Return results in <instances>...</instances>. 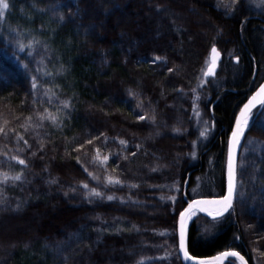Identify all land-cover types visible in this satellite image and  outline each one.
<instances>
[{
    "label": "trees",
    "instance_id": "obj_1",
    "mask_svg": "<svg viewBox=\"0 0 264 264\" xmlns=\"http://www.w3.org/2000/svg\"><path fill=\"white\" fill-rule=\"evenodd\" d=\"M4 2L0 264H182L180 213L225 194L233 123L264 82L259 0ZM196 31L206 34L192 47ZM212 47L222 56L214 76L205 75ZM258 110L243 138L233 209L189 226L195 258L238 251L264 264ZM97 154L111 156L106 168Z\"/></svg>",
    "mask_w": 264,
    "mask_h": 264
},
{
    "label": "snow or ice",
    "instance_id": "obj_2",
    "mask_svg": "<svg viewBox=\"0 0 264 264\" xmlns=\"http://www.w3.org/2000/svg\"><path fill=\"white\" fill-rule=\"evenodd\" d=\"M235 2V0H233ZM260 5H264V0H259ZM259 6V5H258ZM9 5L8 3L4 2V0H0V16H3V9H8ZM61 20H63V16L60 17ZM25 45L20 44L19 48L21 51H23ZM30 47V45H29ZM212 53L214 54L213 64L211 68L208 70V72L205 73V75H214V69H215V56H218L219 53L217 52V49L215 47L212 48ZM156 59H161L160 57H156ZM25 68H27V65H24ZM169 71H172V69H169ZM32 87L35 88V78L33 77V84ZM264 94V87H261L260 92L257 93L256 96H253L252 99L249 101L248 104L244 106V109L240 112V118L236 120V130L232 133V144L229 150V161H228V189H227V195L223 196L222 198L218 200H203V201H193L192 204H189L188 208L180 213V219H179V230H180V249L183 251V255L185 259L192 260L194 257L189 256V253L187 251V248L185 246V225L186 220L189 216H191L195 211L199 210L202 212H206L208 216L212 217L213 220H216L218 217H221L224 215L225 212H228L230 209H233V202L236 196V188H237V155L236 150L239 145L240 139L244 136V133L246 129L249 127V118L252 115L251 109L256 103L257 96ZM262 104H264V101H261ZM64 107L69 106V102L67 100L63 101ZM257 121L260 122L262 126H264V108L257 111L255 114ZM140 119H144L143 116L139 117ZM155 118L153 117V122ZM201 136L204 135L203 132L200 133ZM27 143V141H25ZM88 143H91V141H88ZM121 144H124V141H120ZM18 163L20 165H25L26 162L23 159H18ZM22 173H17L16 175L10 177L13 181H20L22 178ZM9 177L5 173L4 174V180H8ZM55 181H52L54 183ZM84 188H87L88 185L84 184ZM90 194L95 196H100L101 194L97 192L95 189H92ZM108 200H112V196L107 197ZM226 257H232L235 258L239 262V264H247V261L245 260V257L240 254L238 251H226L220 253V255L214 260L220 261L223 260ZM199 264H207L205 261H200ZM230 264H233L232 261H230Z\"/></svg>",
    "mask_w": 264,
    "mask_h": 264
},
{
    "label": "water",
    "instance_id": "obj_3",
    "mask_svg": "<svg viewBox=\"0 0 264 264\" xmlns=\"http://www.w3.org/2000/svg\"><path fill=\"white\" fill-rule=\"evenodd\" d=\"M216 49H217V48H216ZM217 52H218V50H217ZM218 53H219V52H218ZM210 58H211V66H212V64H213V59H214V54H213V53H211ZM220 59H221V55H220V53H219L218 56H215V65H216V66H215V69H214V73H215L216 70H217V67H218V64H219ZM210 68H211V67H210ZM210 68H209V69H210ZM261 87H264V82H263V83H262V84H261V85H260V86H259V87H258V88H257L252 94H251V96H250V97L246 100V102L242 105V107L240 108L238 114L236 115L235 121H234V123H233L232 130H231V135H230V139H229L228 152H227V163H226V183H227V184H226V191H225L224 196L227 195V189H228V161H229V150H230V147H231V144H232V133L236 130V120H237L238 118H240V112H241L242 109H244V106H245L246 104L249 103V101L252 99L253 96H256L257 93L260 92ZM261 101H264V94H261V95L257 96L256 103L254 104V106H253L252 109H251V113H252V115H253L254 111H255L258 107H260V109H262V108L264 107V104H262ZM252 115L250 116L249 121L251 120ZM244 134H245V133H244ZM242 140H243V137L241 138V140H240V142H239V145H238V147H237V150H236V155H237V160H238V162H239V157H240V153H241ZM190 177H191V174L188 175L187 181H186V183H185V193L187 192L188 187H189ZM237 182H238V164H237ZM236 193H237V188H236ZM235 197H236V196H235ZM220 198H222V197H219V198H198V199H194V200L188 202V204L186 205V207L183 209L182 212H184V211L188 208L189 204H192L193 201L218 200V199H220ZM234 201H235V199H234ZM233 205H234V202H233ZM230 210H231V209H230ZM230 210H229L228 212H225L223 216L218 217L217 219H221V218L225 217V216L230 212ZM197 214L202 215V216H204V217H207V218L213 220V218L210 217V216H208V214H207L206 212H202V211H199V210L195 211L191 216L194 215V218H195V217L197 216ZM191 216H189V217L187 218V220H186V225H185V246H186V248H187V251H188V243H187L188 229H189V226H190V224H191V222H192V220H193L194 218H193L190 222H188V223H187V221L189 220V218H190ZM179 219H180V216H179ZM179 219H178V221H177V240H178V253H179V258H180V261H181L182 264H199L200 261H205V262H207V264H229L230 260H235V258H232V257H226V258H224L223 260H220V261H216V260H214V258L218 257L220 254L217 255V256H215V257H211V258H203V259H201V258H195V257H194V259H192V260L185 259V258H184V255H183V251L180 249ZM188 253H189V251H188ZM240 254H241V253H240ZM241 255H242V254H241ZM189 256H191L190 253H189ZM242 256H243V255H242ZM191 257H193V256H191ZM245 260L247 261L246 258H245ZM236 261H237V260H236ZM237 262H238V261H237ZM238 263H239V262H238ZM247 264H249L248 261H247Z\"/></svg>",
    "mask_w": 264,
    "mask_h": 264
},
{
    "label": "rangeland",
    "instance_id": "obj_4",
    "mask_svg": "<svg viewBox=\"0 0 264 264\" xmlns=\"http://www.w3.org/2000/svg\"><path fill=\"white\" fill-rule=\"evenodd\" d=\"M257 3V5H258V2H255V4ZM261 7H263L264 8V5H261ZM198 24H201V23H203L202 22V20H197L196 21ZM193 34V38L191 37V36H189L190 38H189V42H191L192 44H191V46L192 47H194L195 45H197V41H199V44H201V37L202 36H204L206 33H204V34H202V33H200V32H195V33H192ZM200 36V37H199ZM192 39H193V42H192ZM213 48V47H212ZM212 48H211V50H212ZM194 52V54L195 53H197L196 52V50H194L193 51ZM210 56H211V51H210ZM194 57V56H193ZM210 65H211V61H210V59L208 60V69H209V67H210ZM206 127V126H205ZM202 138H204V135L203 136H201ZM119 144L123 147V148H127L128 147V143H124V144H121L120 143V141H119ZM111 158V156L110 155H107V154H97V156H96V160H95V162H96V164L98 165V166H100L101 168H106V166H107V163H108V161H109V159ZM107 185H110V186H112V185H120V182L118 181V180H116V179H112V178H109L108 180H107ZM199 190V188L197 189V191ZM23 227V225L21 226V227H19V229L20 228H22ZM23 230H25V227H24V229ZM14 230H12V231H8V233L7 234H9V233H11V232H13Z\"/></svg>",
    "mask_w": 264,
    "mask_h": 264
},
{
    "label": "bare ground",
    "instance_id": "obj_5",
    "mask_svg": "<svg viewBox=\"0 0 264 264\" xmlns=\"http://www.w3.org/2000/svg\"><path fill=\"white\" fill-rule=\"evenodd\" d=\"M193 218H194V215L189 218V220L187 221V223L190 222Z\"/></svg>",
    "mask_w": 264,
    "mask_h": 264
}]
</instances>
